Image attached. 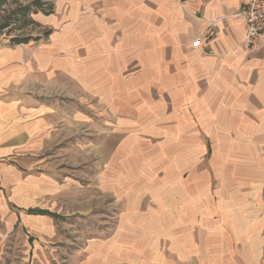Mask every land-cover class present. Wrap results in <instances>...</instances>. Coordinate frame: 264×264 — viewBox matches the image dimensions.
Segmentation results:
<instances>
[{
    "label": "crops",
    "instance_id": "crops-1",
    "mask_svg": "<svg viewBox=\"0 0 264 264\" xmlns=\"http://www.w3.org/2000/svg\"><path fill=\"white\" fill-rule=\"evenodd\" d=\"M247 1L42 0L29 16L42 34L2 30L0 215L12 229L52 219L47 183L77 190L48 174L49 151H70L56 176L95 171L96 115L114 137L97 145L101 179L118 170L106 193L121 207L113 234L77 264H264V49L241 48L234 18ZM210 144L214 189L206 173L182 174Z\"/></svg>",
    "mask_w": 264,
    "mask_h": 264
},
{
    "label": "rangeland",
    "instance_id": "rangeland-1",
    "mask_svg": "<svg viewBox=\"0 0 264 264\" xmlns=\"http://www.w3.org/2000/svg\"><path fill=\"white\" fill-rule=\"evenodd\" d=\"M46 2L49 3L48 0ZM46 2H42V0H0V28L6 27L3 29V34L8 33L23 37L42 34L43 30L29 26V17L24 16L20 11L26 8L31 15L34 8ZM90 110L93 111L92 108ZM95 116H90L89 151L90 160L94 158L96 160L95 171L90 167V175H88L86 167H79L77 170H73V174H70L72 172L68 169L60 176H56L62 164L61 153L69 157L70 151L62 150L61 152L60 149L49 151L48 158H46L48 174L57 180L64 178L62 182L67 179L64 174H68L72 182L67 181L63 184L67 185L68 190H77L73 194L70 191L63 192L59 181L47 183L48 194L46 203L42 205V208L50 212L47 216L52 217V219L28 218L25 222L19 221L17 227L12 229L8 221L10 216L0 215V264H77L78 257L82 256L89 241L103 240L113 234L121 205L113 192H111L112 194L106 192L108 188L112 190L118 188L116 179H118L119 172L118 170L111 171L110 181L101 179L103 164L105 163L102 159H97L99 154L103 153L97 148V145L104 140L108 141V139L112 142L114 137H110L112 139L108 136L103 137L105 134L97 130L102 119ZM81 136L84 137L83 134ZM63 138L64 141H69L70 134L63 135ZM79 141L84 142L86 140L79 139ZM158 143L160 147L166 144L165 135L159 136ZM86 152L88 151L84 150L78 156L87 158ZM139 152L140 154L148 153L150 156V147L147 150L140 149ZM174 152L177 158L182 157L181 150ZM192 152L194 153H192L193 156L199 157L197 155L198 150ZM201 158L200 164L197 161L196 165L190 166L182 174L199 175L206 173L208 185L214 189L216 183L213 179L214 148L212 145L210 152ZM195 184L198 182L196 181ZM14 221L16 222V219Z\"/></svg>",
    "mask_w": 264,
    "mask_h": 264
},
{
    "label": "built area",
    "instance_id": "built-area-1",
    "mask_svg": "<svg viewBox=\"0 0 264 264\" xmlns=\"http://www.w3.org/2000/svg\"><path fill=\"white\" fill-rule=\"evenodd\" d=\"M234 18L242 20L245 26L241 48L249 53L261 52L264 49V0H248ZM199 44L196 41L193 46Z\"/></svg>",
    "mask_w": 264,
    "mask_h": 264
},
{
    "label": "trees",
    "instance_id": "trees-1",
    "mask_svg": "<svg viewBox=\"0 0 264 264\" xmlns=\"http://www.w3.org/2000/svg\"><path fill=\"white\" fill-rule=\"evenodd\" d=\"M39 7V6H38ZM20 12H22V14L24 15V16H30V12H29V10L28 9H26V8H23V10L22 11H20ZM29 24H30V19H29ZM6 27H1L0 28V32L3 30V29H5ZM31 39H29V38H14V39H12L11 40V42L12 43H14V44H26V43H28L29 41H30ZM31 212V211H30ZM43 215H47V214H49V213H42ZM51 216H53V215H51ZM53 217H55V216H53Z\"/></svg>",
    "mask_w": 264,
    "mask_h": 264
}]
</instances>
